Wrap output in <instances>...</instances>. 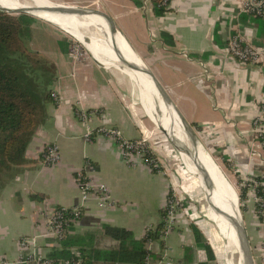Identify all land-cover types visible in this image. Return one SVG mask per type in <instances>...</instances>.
I'll return each instance as SVG.
<instances>
[{
    "label": "crops",
    "instance_id": "0c3cea01",
    "mask_svg": "<svg viewBox=\"0 0 264 264\" xmlns=\"http://www.w3.org/2000/svg\"><path fill=\"white\" fill-rule=\"evenodd\" d=\"M142 1V8L130 0L68 3L103 5L186 121L201 130L212 126L234 167L260 176L264 147L254 135L253 123L264 103V67L240 64L227 52L237 31L256 47L261 42L256 26L244 18L243 7L251 0H174L162 17L155 15L152 2L145 6ZM17 3L21 5L19 0ZM90 18L109 27V20L96 9ZM59 51L52 62L57 70L53 86L57 101L47 106L46 117L27 148L26 163L4 172L0 179V259L10 264H20L21 237L39 236L38 249L46 257L61 247L47 236V219L56 207L81 205V191L75 181L78 171L95 183L107 185L117 207L103 209L92 196L82 206L81 220L69 231L72 237L102 236L103 226L110 225L142 239L147 229L164 221L162 211L173 186L165 171L154 173L136 157L126 160L116 140L99 133L101 128H112L127 140L149 138L154 122L132 71L121 62L110 61L117 58L103 60L91 52L78 56L71 50ZM203 65L212 69L210 81L203 77ZM80 112L88 115L87 121L80 119ZM88 129L95 133L91 141L85 139ZM51 144L60 149V162L52 167L42 159L44 149ZM262 182L264 186V178ZM188 188L182 187L180 192L189 199L187 194L193 188ZM209 211L212 216L215 209ZM254 211L253 206V224L247 233L256 264H264V222ZM194 215L187 209L178 212L175 229L162 237L163 247L155 244L162 256L156 264H210L206 252L196 244L193 224L213 248L214 264H219L212 225ZM211 219L217 221L216 216Z\"/></svg>",
    "mask_w": 264,
    "mask_h": 264
},
{
    "label": "trees",
    "instance_id": "16d2710c",
    "mask_svg": "<svg viewBox=\"0 0 264 264\" xmlns=\"http://www.w3.org/2000/svg\"><path fill=\"white\" fill-rule=\"evenodd\" d=\"M130 1L137 8L143 7L142 0ZM160 2L152 0L153 11L158 17L164 16L167 11ZM244 18L256 26L257 38L261 40L257 47L264 49V16L245 13ZM34 23L35 18L30 15L15 16L0 11V179L4 172L26 163V151L34 132L46 117L47 106L55 104L52 93L57 82L56 67L38 59L26 44L32 38ZM59 44L62 51L69 52L66 41ZM193 127L200 130L197 125ZM144 159L154 173L163 171L149 149ZM224 159L227 161L226 157ZM246 192L247 189L242 190L241 202L246 200ZM258 196L264 198L261 189ZM162 212L164 221L156 228L147 229L140 240L127 229L104 225L102 236L88 234L72 237L68 234L59 239L61 247L53 250L48 259L52 261L51 264H66L67 261L76 264L79 260L81 264H156L162 260V256L155 244L158 242L163 247L162 237L166 226L167 211ZM260 219L263 221L261 216ZM191 229L197 246L206 252L210 264H214L215 253L204 234L195 224L191 225ZM105 238L114 244L107 243Z\"/></svg>",
    "mask_w": 264,
    "mask_h": 264
},
{
    "label": "built area",
    "instance_id": "2783aa9c",
    "mask_svg": "<svg viewBox=\"0 0 264 264\" xmlns=\"http://www.w3.org/2000/svg\"><path fill=\"white\" fill-rule=\"evenodd\" d=\"M174 0H161L160 5L166 10H169ZM145 6L149 5L152 0H145ZM243 12L253 13L257 17L264 16V0H251L243 7ZM229 55L236 59L240 64H255L264 67V49L254 46L246 41L243 35L237 31L231 38L227 47ZM75 53V52H73ZM76 55L82 56L80 53ZM205 80L210 81L212 75L210 68L207 65H203ZM209 69V70H208ZM52 97L54 101H57V95L53 92ZM79 117L82 121H87L88 115L85 112H80ZM254 135L256 139L261 142L264 147V103L260 105L259 113L254 120ZM212 126H206L202 128L204 132L213 131ZM99 133L105 134L116 140L119 148L122 150L126 160H130L136 157L143 162L144 165L149 167L146 159H144L147 147L145 139L143 140H127L123 137L121 131L117 129H105L101 128ZM95 133L88 129L85 134V139L91 141ZM43 163L46 166H55L60 162V149L56 144L48 145L42 153ZM150 168V167H149ZM165 168V167H163ZM243 177L242 186L250 190L251 195H254L257 205L261 207L260 215L264 221V213L262 210L261 202L262 197L258 196L261 189L264 192V186L262 179L264 178V170L260 176H255L252 173H245ZM75 181L81 191V205L70 209L63 207H56L47 219V236L59 241L69 234V228L77 224L83 215L82 206L87 203L92 196H95L98 200L99 206L103 209H114L117 207V202L111 197V193L107 185L103 183H95L90 180L83 171H78L75 175ZM173 186L166 204L167 216L165 217L166 226L163 231V238H166L177 225V214L181 210H185V204L183 203L185 198L180 192L181 189L177 187L173 180ZM39 236L34 237H21L19 240V247L22 251V257L17 263L26 264L35 262L37 264H51V260L48 257L41 254L38 249ZM70 262L67 261L66 264ZM0 264H10L8 260L0 259ZM76 264H81V261H77ZM167 264H172L168 261Z\"/></svg>",
    "mask_w": 264,
    "mask_h": 264
},
{
    "label": "rangeland",
    "instance_id": "374dc122",
    "mask_svg": "<svg viewBox=\"0 0 264 264\" xmlns=\"http://www.w3.org/2000/svg\"><path fill=\"white\" fill-rule=\"evenodd\" d=\"M17 1L18 0H12V3L17 4L16 5L18 7L17 9H19V6H21L22 8L35 7V3L33 0H19V3H21V5L18 4ZM51 1L59 4L87 7L79 4L68 3V2H81L83 0H51ZM4 7L7 6L4 5ZM87 8L97 9L99 11L106 12L104 6L101 4H98L95 7L88 6ZM18 15L19 14H15V16ZM32 17L35 18V23L32 26L33 34H32V38L26 44L28 49L34 52L36 57L41 61L46 62L49 66L53 67L54 65L52 63L53 58H55V55L57 53L59 54L60 52L59 49L62 50L59 44L61 41H66V43L69 44V50H71V52H75V54L80 53L82 56L90 54V51L84 45H82L74 37L67 34L61 28L57 27L52 23H48L36 16H32ZM92 32H96V30L92 29ZM86 33L90 35L88 32ZM114 58H117L118 60L111 59L110 61H114L118 63L121 62L120 61L121 58L118 57H114ZM193 129L196 131L201 144L205 147L207 151H209L210 155L213 157L215 163L219 166L221 171L222 170L224 171V176L227 177L226 180L229 183L231 181L230 185H232V187L236 191L237 196H239L240 199L242 190L247 189L246 187L242 186L243 177L245 176L244 174L247 172L244 171V169H242L241 167L238 168L234 167V164L229 160L228 157L224 155V151H223L224 147L219 146L221 139H220V135L217 132L215 131L204 132L201 129L197 130L195 127H193ZM150 130L152 132H149L150 133V135H148L149 138H147V140H144L147 150L149 149L154 154V156H156L158 165L161 167H165L163 168V171H165L168 174L171 182H173V180L175 181V184L179 189H182V187L184 188L185 186L187 188L189 187L190 189L191 187L193 188L192 190L193 192L191 194H187L190 200L186 197L183 202L185 204V209L195 214L194 216L197 217L198 219L205 220L212 225L214 238L213 237L211 238L214 239L217 244V246L215 244V248L220 258L219 264H238L237 263L238 254L236 253V250L233 247H231V249L233 248V253L230 255L229 258H227L226 245L228 244L227 240L230 231L229 221L226 218H224L221 214H219L216 210L214 213H212L211 216L210 214L211 211L209 210L213 205V200L212 199L210 200L207 197V195L204 193L201 187L200 180L195 178L193 176V173L190 171V169L186 167V165L184 164V159L182 158V156H180V152L178 151L174 143H172L166 137L165 132L155 123L151 126ZM225 157L227 158V161H225L224 159ZM229 169L231 170L230 173L226 171ZM262 200L263 202H261V205L264 213V198H262ZM187 202L190 205L187 206L186 205ZM253 206L255 208L254 212L259 216L261 207L260 206L257 207V201H255L254 195H251L250 190H248L246 192V200L244 202L240 201L241 213L247 230H249L251 228V225L253 224L250 221V214H251L250 211L252 210ZM209 214L211 217L216 216L217 221L215 222L213 219H211V217H208ZM250 245L252 246V244ZM254 261L256 264L255 259Z\"/></svg>",
    "mask_w": 264,
    "mask_h": 264
},
{
    "label": "bare ground",
    "instance_id": "6f19581e",
    "mask_svg": "<svg viewBox=\"0 0 264 264\" xmlns=\"http://www.w3.org/2000/svg\"><path fill=\"white\" fill-rule=\"evenodd\" d=\"M35 7H24L16 6L17 4L12 3V0H0V6L6 9L20 10L30 8H40L51 6L52 3L46 0H33ZM94 14V13H93ZM48 23H52L57 27L61 28L66 33L70 34L82 45H84L91 53H93L99 59H109L118 57L119 54L115 51V41L111 34L110 28L105 24L93 20L90 17H79L66 12H35L32 13ZM95 29L96 32H92ZM88 32L90 35H88ZM118 40L127 58L131 62H137L135 54L131 51L127 43L122 37L118 36ZM122 61V59H121ZM131 77L137 84L142 87V100L145 103L148 114L153 122L160 127L166 135L174 140L177 147L180 148V156L184 159V164L193 173V176L200 180L201 187L207 197L213 200L212 207L221 214L224 218L229 221V236L227 247V258L233 253V248L238 254V264L241 260L239 253L238 239L236 236L235 228L233 226V211L237 214L239 204L237 203V194L234 188L226 180V177L221 172L218 165L215 163L213 157L204 146L200 145L198 141L194 144L190 140L185 127L179 120L175 112L168 108L163 102L159 92L154 87L152 82L145 78L141 73L132 71ZM145 107V108H146ZM199 159L214 175L219 183L221 190L213 189L203 178L201 172L195 166V160ZM207 198V199H208ZM233 210V211H232ZM231 247H233L231 249ZM228 260V259H227ZM230 261V260H229ZM233 262V261H232Z\"/></svg>",
    "mask_w": 264,
    "mask_h": 264
},
{
    "label": "water",
    "instance_id": "95a60500",
    "mask_svg": "<svg viewBox=\"0 0 264 264\" xmlns=\"http://www.w3.org/2000/svg\"><path fill=\"white\" fill-rule=\"evenodd\" d=\"M0 11L5 12V13L10 14V15H15V14L32 15V13H35V12H52V11H55V12H66V13H69L72 15L83 17V18L94 16V14H93L94 9H88L87 7H78V6H74V5L56 4V3H52V5L48 6V7L20 9V10L6 9V8L0 6ZM97 12H99L103 18L108 19L110 22V23L107 22V24L110 28L111 34H112L114 41H115V51L117 54L120 55L119 57L122 59L121 65L130 69L131 71L139 72L143 76H145V78L149 79L152 82V84L154 85V87L157 89V91L159 92V94H160L163 102L165 103V105L168 108H171L175 112V114L177 115L179 120L182 122V124L185 127L187 134H188L190 140L192 141V143L195 144L198 141V143L200 145H202L199 138H198V135H197L196 131L193 129L192 125L189 124L186 121V119L183 117V115L180 113V111L178 110L176 105L173 103L172 99L170 98V96L168 95V93L164 89V87L160 84L158 79L141 62V58L139 57V55L137 54V52L135 51L133 46L130 44L128 39L125 37V35L117 27V24L114 21V19L106 12L99 11V10H97ZM118 36L122 37L123 40L127 43L129 48L131 49V51L135 54L136 58L138 59L137 62H131L127 58L126 53L124 52V50L122 49V47L120 45V42L118 40L119 39ZM194 163H195V166L197 167V169L201 172L205 181L209 184V186L213 187V189L221 190L219 188V183H217V179H215L213 173L199 159L195 160ZM237 203L239 204L237 214H235V212L233 210L232 211L234 214L233 215L234 216L233 217V226L235 228L236 236L238 239L239 253L241 255L240 263L241 264H255L254 257L252 254L251 245H250V241H249V237H248V233H247V229L245 227V224L243 221V216L241 213L239 196H237Z\"/></svg>",
    "mask_w": 264,
    "mask_h": 264
}]
</instances>
